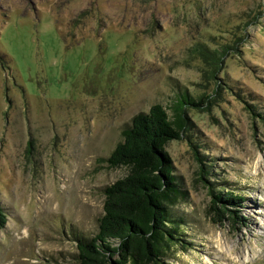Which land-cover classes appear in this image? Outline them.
I'll return each mask as SVG.
<instances>
[{"label":"rangeland","instance_id":"374dc122","mask_svg":"<svg viewBox=\"0 0 264 264\" xmlns=\"http://www.w3.org/2000/svg\"><path fill=\"white\" fill-rule=\"evenodd\" d=\"M185 93L209 99L165 146L184 192L165 262L264 264V0H0V264H78L75 236L128 173L101 158ZM209 187L242 196L236 223L216 221Z\"/></svg>","mask_w":264,"mask_h":264},{"label":"trees","instance_id":"16d2710c","mask_svg":"<svg viewBox=\"0 0 264 264\" xmlns=\"http://www.w3.org/2000/svg\"><path fill=\"white\" fill-rule=\"evenodd\" d=\"M192 50L206 56L198 45ZM225 53L223 49L213 51L208 62L211 69L204 71L208 78L217 79ZM208 99L200 96L196 101L182 94L173 106L172 119L159 103L132 116L122 129V140L107 157L101 158L110 167L126 166L128 173L103 188V213L95 234L75 236L78 264H167L165 253L178 242V225L170 207L182 199L184 192L165 146L173 139L189 138L185 105L198 107ZM188 142L200 164L199 176L207 182L209 172L198 155L199 146L190 139ZM209 191L216 221L232 219L236 223L238 217L233 208L242 196L231 191L214 192L212 187ZM4 213L0 205V228L6 222Z\"/></svg>","mask_w":264,"mask_h":264},{"label":"bare ground","instance_id":"6f19581e","mask_svg":"<svg viewBox=\"0 0 264 264\" xmlns=\"http://www.w3.org/2000/svg\"><path fill=\"white\" fill-rule=\"evenodd\" d=\"M247 258V256H245V259Z\"/></svg>","mask_w":264,"mask_h":264}]
</instances>
